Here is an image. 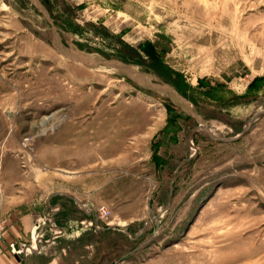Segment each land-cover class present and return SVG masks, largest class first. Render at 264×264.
Masks as SVG:
<instances>
[{"label":"rangeland","instance_id":"374dc122","mask_svg":"<svg viewBox=\"0 0 264 264\" xmlns=\"http://www.w3.org/2000/svg\"><path fill=\"white\" fill-rule=\"evenodd\" d=\"M39 1L0 0V205L96 207L98 264H264V0Z\"/></svg>","mask_w":264,"mask_h":264},{"label":"crops","instance_id":"0c3cea01","mask_svg":"<svg viewBox=\"0 0 264 264\" xmlns=\"http://www.w3.org/2000/svg\"><path fill=\"white\" fill-rule=\"evenodd\" d=\"M27 204L14 198L0 205V220L8 223L0 264H98L96 207H88L84 200L66 191L46 196L45 204ZM78 208L82 217L74 215ZM12 239L32 246L31 250L25 256H11L4 246Z\"/></svg>","mask_w":264,"mask_h":264},{"label":"water","instance_id":"95a60500","mask_svg":"<svg viewBox=\"0 0 264 264\" xmlns=\"http://www.w3.org/2000/svg\"><path fill=\"white\" fill-rule=\"evenodd\" d=\"M32 2L35 4V6L38 8V10L43 13L46 18H48V20L53 24V19L50 15V13L48 12V10L40 3L39 0H32ZM69 50L71 52L72 58H74L75 60L86 64L90 67H98V66H113V67H120L122 69H124L130 76H132L134 78V80H136V82L140 83V84H146L148 86H150L151 88L157 89V90H163L164 92H167L171 95H174L175 97L181 99L182 101H186V99L181 95V93L175 89L173 86H171L170 84L163 82L162 80H160L159 78H151L148 79L145 74L143 72H140L138 70H136V66L125 62L124 60L120 59V58H115V57H109V58H104V57H95L93 56L91 53L89 52H85L84 50H82L77 44H75L73 41L70 42L69 44ZM189 114H192L190 111H188ZM261 112H258L253 119L256 118V116H258ZM192 116H195L194 114H192ZM205 128L211 137H214V134L211 132V128L207 125V124H199L196 128ZM195 128V129H196ZM248 131V128H246L240 135H238L235 138L232 139H222V138H218L220 140H233V139H237L239 137H241L243 134H245ZM192 132H190L191 134ZM74 197V196H73Z\"/></svg>","mask_w":264,"mask_h":264},{"label":"built area","instance_id":"2783aa9c","mask_svg":"<svg viewBox=\"0 0 264 264\" xmlns=\"http://www.w3.org/2000/svg\"><path fill=\"white\" fill-rule=\"evenodd\" d=\"M100 215L102 217H107L106 213H104V209H100ZM8 229V223L6 220H0V253L2 252V240L4 238V233ZM32 246L29 245H20L16 240H9L8 243L4 246V250L9 253L11 256H25L30 250Z\"/></svg>","mask_w":264,"mask_h":264},{"label":"trees","instance_id":"16d2710c","mask_svg":"<svg viewBox=\"0 0 264 264\" xmlns=\"http://www.w3.org/2000/svg\"><path fill=\"white\" fill-rule=\"evenodd\" d=\"M44 5H45V3H43ZM46 6V5H45ZM54 21H56V19H54ZM62 25V24H61ZM63 26V28H66V29H70L71 31L73 30V29H71V28H68L67 26H65L64 24L62 25ZM77 45L79 46V47H81L82 48V44H80V43H78L77 42ZM116 57H119V58H121L122 60H124L125 62H128V63H135V64H137V63H139L138 61H136V60H134L128 53H126V52H123V51H118V55H115ZM109 57V56H108ZM140 64V63H139ZM148 70H145V72H147ZM155 74H157L159 77H161L163 80H165L167 83H169L170 85H172V86H174L169 80H167L166 78H168V76H165L163 73H161L160 71H155L154 72ZM174 87H176V86H174ZM177 88V87H176ZM180 91V90H179ZM178 116H180V115H177L176 117H178Z\"/></svg>","mask_w":264,"mask_h":264},{"label":"bare ground","instance_id":"6f19581e","mask_svg":"<svg viewBox=\"0 0 264 264\" xmlns=\"http://www.w3.org/2000/svg\"><path fill=\"white\" fill-rule=\"evenodd\" d=\"M60 48H61V47H60ZM52 116H53V115H50V116H46V117H44L42 123L46 122V120L50 119Z\"/></svg>","mask_w":264,"mask_h":264},{"label":"flooded vegetation","instance_id":"af4514ba","mask_svg":"<svg viewBox=\"0 0 264 264\" xmlns=\"http://www.w3.org/2000/svg\"><path fill=\"white\" fill-rule=\"evenodd\" d=\"M156 78H160V80H162V78L161 77H156ZM169 84V83H168Z\"/></svg>","mask_w":264,"mask_h":264}]
</instances>
